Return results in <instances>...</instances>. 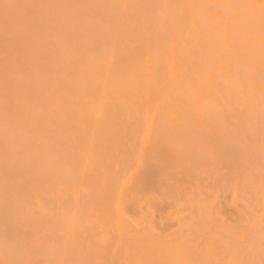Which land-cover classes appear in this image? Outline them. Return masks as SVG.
Segmentation results:
<instances>
[{
    "label": "bare ground",
    "instance_id": "6f19581e",
    "mask_svg": "<svg viewBox=\"0 0 264 264\" xmlns=\"http://www.w3.org/2000/svg\"><path fill=\"white\" fill-rule=\"evenodd\" d=\"M143 175L229 191L202 248L129 227ZM0 264H264V0H0Z\"/></svg>",
    "mask_w": 264,
    "mask_h": 264
},
{
    "label": "rangeland",
    "instance_id": "374dc122",
    "mask_svg": "<svg viewBox=\"0 0 264 264\" xmlns=\"http://www.w3.org/2000/svg\"><path fill=\"white\" fill-rule=\"evenodd\" d=\"M155 159L150 158L147 160V163L150 167L155 163ZM217 177V174L214 175ZM179 184V198L173 201L171 198L164 196L166 188V180L161 177L156 176H141L139 182H141L140 188H144L147 191V198L142 197V193L135 191L133 193V200L136 202L135 206H127L126 211L128 214V224L129 227L135 230L146 229L152 227L153 230L161 235L166 233V236L171 238L172 242L180 244V238L183 236L184 243L187 244H197L199 248H202L204 242L207 240L209 231L206 233L204 229L203 232H198L196 226L208 225L213 228L214 218L216 217L215 211L218 209L219 202L223 200V196L229 195V191L222 187L219 189V196L214 197V193L218 188L217 179L213 177H206L199 175L197 177L188 176V175H178L175 177ZM189 190H193L190 195L191 198H198V190L201 193V196L206 201H213V214L211 215L212 220L208 223L203 222L201 219L195 217V207L186 202L185 195ZM223 190V191H222ZM42 201L45 205L52 207L55 210L67 212L70 208L72 201V195L70 189H62V196H58L55 190H51L49 186L42 188ZM189 193V192H188ZM153 196H160V202H155L151 204ZM87 200H91L90 196L87 194H80L78 198V205L80 209L84 212H87L85 206L87 205ZM240 202V201H238ZM93 206L89 213L94 214V225L89 228L85 225L80 219L81 216L79 213H76L77 218L79 219V229L84 238V240L89 241L91 231L103 234L107 232L106 226L103 224V221L98 213V208L95 205ZM151 207V208H150ZM170 211L175 214L174 220L161 219V215H166ZM229 233L221 234L216 237L213 241V251L217 252L219 250V245L224 244L225 241L231 240L228 237Z\"/></svg>",
    "mask_w": 264,
    "mask_h": 264
}]
</instances>
